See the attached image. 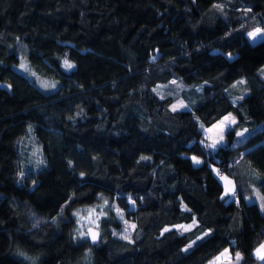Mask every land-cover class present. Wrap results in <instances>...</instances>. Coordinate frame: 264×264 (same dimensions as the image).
I'll return each instance as SVG.
<instances>
[{
    "label": "trees",
    "instance_id": "obj_1",
    "mask_svg": "<svg viewBox=\"0 0 264 264\" xmlns=\"http://www.w3.org/2000/svg\"><path fill=\"white\" fill-rule=\"evenodd\" d=\"M256 26L264 0H0V264H204L224 247L258 264L264 212L244 199L264 197ZM19 50L53 88L14 68ZM171 79L203 83L189 108L154 92ZM228 112L225 143L202 144L201 124ZM94 204L97 243L73 216ZM116 208L131 239L117 236Z\"/></svg>",
    "mask_w": 264,
    "mask_h": 264
},
{
    "label": "rangeland",
    "instance_id": "obj_2",
    "mask_svg": "<svg viewBox=\"0 0 264 264\" xmlns=\"http://www.w3.org/2000/svg\"><path fill=\"white\" fill-rule=\"evenodd\" d=\"M260 30L257 32V30ZM250 33H257L254 37L250 36ZM264 36V30L261 26H256L255 28L247 31V37L251 42L258 41ZM19 62L14 66V68L23 74L29 75L32 77L36 84L41 86V88H53L54 84H51L48 80H43L42 78L38 77L34 72L31 71L27 61H26V53L23 50H19ZM66 61V60H65ZM64 61V64H65ZM68 69V67H66ZM264 72V68L262 70ZM3 86L9 87V85L5 83H0ZM47 85V87L45 86ZM203 87V83L201 84H186L182 82L179 79H171L168 82H158L153 90L154 92L161 98L166 96H172L174 97L173 102L170 104V108L172 110H179L184 108L190 107V102L193 101V96L195 92H201ZM238 87L234 86V89H237ZM233 97L235 100L239 99L241 96L237 95L236 93L233 94ZM228 118L227 120L225 118ZM236 122V116L233 112H228L224 114L222 117H220L215 122L211 123L210 125H203L201 124V129L203 133V139L201 140V143L208 146L209 148L214 149L216 146L220 144H224L226 141V131ZM247 135V130L243 129L238 131L236 142L241 141L245 138ZM31 155L32 157L36 153V148L34 147V143L31 142ZM212 145H215V147H212ZM193 163L196 164L198 159L197 157H192ZM215 173L219 176V180L221 181L223 185V193L228 196V198H232L235 194L234 191V182L233 180L225 175L223 172H221L218 167H214ZM226 178V179H222ZM262 197V196H261ZM264 199V198H263ZM260 208L263 207V204L261 201H259ZM101 204H94L86 207H80L76 209L73 213V216L75 218L76 228L79 233V235L83 236L84 238H87L88 235L86 233V228L88 226H94L100 230V233H102V228L100 226L101 224V218L104 216L103 210H102ZM117 209V208H116ZM119 215H121L122 220V227L117 230V236L121 239H131L133 230H134V224L133 222L124 216V213L121 212L119 209ZM116 211V212H117ZM194 225V222L192 223H181L177 225H173L171 227L177 228L179 230H186L188 228H191ZM170 228V227H167ZM189 243H192L190 241ZM264 245V243H263ZM257 253V251H255ZM240 258V252H231L227 247H224L220 249L217 253H215L213 256H211L204 264H236L237 261Z\"/></svg>",
    "mask_w": 264,
    "mask_h": 264
},
{
    "label": "crops",
    "instance_id": "obj_3",
    "mask_svg": "<svg viewBox=\"0 0 264 264\" xmlns=\"http://www.w3.org/2000/svg\"><path fill=\"white\" fill-rule=\"evenodd\" d=\"M191 159L193 160V158L191 157ZM198 159V163H200L201 162V160L199 159V158H197ZM234 191H235V188H234ZM262 194L255 188V187H253V193H252V196L251 197H244V199H245V201L246 202H256L257 204H258V206H259V201H261L262 202V204H263V207L262 208H260V206H259V208H260V210L262 211V212H264V197L262 196ZM233 197H235V196H233ZM232 197V198H233ZM236 198V197H235ZM263 243H264V240L263 241H261L257 246H256V248H255V251H257V249H259L260 247H261V245H263ZM256 253V252H255ZM256 255H257V253H256ZM257 257L259 258V256L257 255ZM264 262V259H261V258H259V263L258 264H261V263H263Z\"/></svg>",
    "mask_w": 264,
    "mask_h": 264
},
{
    "label": "water",
    "instance_id": "obj_4",
    "mask_svg": "<svg viewBox=\"0 0 264 264\" xmlns=\"http://www.w3.org/2000/svg\"><path fill=\"white\" fill-rule=\"evenodd\" d=\"M86 233L88 235V239L91 243H97L100 240V231L98 228L94 226H88L86 228ZM93 236H95V239H93Z\"/></svg>",
    "mask_w": 264,
    "mask_h": 264
},
{
    "label": "snow or ice",
    "instance_id": "obj_5",
    "mask_svg": "<svg viewBox=\"0 0 264 264\" xmlns=\"http://www.w3.org/2000/svg\"><path fill=\"white\" fill-rule=\"evenodd\" d=\"M259 31L260 30L258 29L257 32H259ZM256 34L257 33H250L249 35L254 37ZM65 66L68 67V68L72 67V65L67 60L65 61ZM45 86L47 87V85H45ZM225 119L227 120L228 118L226 117ZM212 147H215V145H212ZM198 162L199 161H197V163ZM222 179H226V178L222 177ZM93 239H95V236H93ZM257 255L259 256V258L264 259V245H261V247L259 249H257Z\"/></svg>",
    "mask_w": 264,
    "mask_h": 264
}]
</instances>
